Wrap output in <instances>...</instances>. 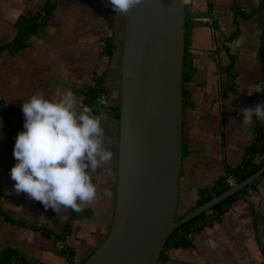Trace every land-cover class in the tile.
Masks as SVG:
<instances>
[{
	"label": "crops",
	"instance_id": "0c3cea01",
	"mask_svg": "<svg viewBox=\"0 0 264 264\" xmlns=\"http://www.w3.org/2000/svg\"><path fill=\"white\" fill-rule=\"evenodd\" d=\"M54 1L48 23L12 52H0V97L15 105L25 121L24 101L33 94L56 96L71 90L82 106L85 90L97 77L116 103L120 96L125 13L107 18L109 0H0V45L12 41L19 21ZM194 24L189 29L192 72L184 81L182 162L177 215L194 208L203 189L216 191L228 165L240 164L256 136L257 120L242 123L241 109L262 103L264 85L259 56L264 28L262 0H187ZM213 14L210 21L198 17ZM113 35L117 45L102 52ZM104 115V146L112 159L91 172L94 201L69 220L26 193L17 194L11 168L17 163L15 141L0 114V253L12 248L38 264L82 263L107 237L113 221L118 181L120 120ZM100 114V115H101ZM257 154L254 162L262 160ZM216 195V194H215ZM70 221V223H69ZM69 225V226H68ZM66 230L72 256L56 249L52 235ZM185 245H168L156 264H264V175L240 194L219 220L189 236ZM6 264H21L12 258Z\"/></svg>",
	"mask_w": 264,
	"mask_h": 264
},
{
	"label": "water",
	"instance_id": "95a60500",
	"mask_svg": "<svg viewBox=\"0 0 264 264\" xmlns=\"http://www.w3.org/2000/svg\"><path fill=\"white\" fill-rule=\"evenodd\" d=\"M186 1L141 0L124 17L116 205L110 231L80 264H156L181 224L252 183L176 217L182 162Z\"/></svg>",
	"mask_w": 264,
	"mask_h": 264
},
{
	"label": "clouds",
	"instance_id": "9594fccd",
	"mask_svg": "<svg viewBox=\"0 0 264 264\" xmlns=\"http://www.w3.org/2000/svg\"><path fill=\"white\" fill-rule=\"evenodd\" d=\"M113 12L128 13L141 0H109ZM264 91L256 85L255 90ZM24 130L16 137L17 163L11 179L17 194L26 193L59 214L62 209L82 212L95 200L97 189L91 172L109 162L113 153L104 146L103 114L77 105L71 90L46 97L33 94L22 105ZM242 123L264 122V103L242 108Z\"/></svg>",
	"mask_w": 264,
	"mask_h": 264
},
{
	"label": "trees",
	"instance_id": "16d2710c",
	"mask_svg": "<svg viewBox=\"0 0 264 264\" xmlns=\"http://www.w3.org/2000/svg\"><path fill=\"white\" fill-rule=\"evenodd\" d=\"M264 2V0H262ZM55 2L48 1L39 11H37L34 15L23 17L19 21V32L15 36V38L8 42L5 45H0V52L6 48L10 49L12 52L19 50L27 44V39L33 33L37 32L41 27H44L50 18L51 12L54 8ZM187 5V1H186ZM117 12H113L112 6L110 5L107 13V18L111 26L114 25V16ZM190 12L186 9V51L184 58V71H183V83L191 76L192 66L190 63V51H189V29L194 24V21L191 20ZM117 45L114 41V36L111 35L107 37L103 42L102 52L105 54H111ZM259 56L261 60V69L263 71L264 77V28L261 34V43L259 47ZM264 86V85H263ZM102 91L107 90L102 85L100 78L97 77L95 79V83L93 85H89L85 90V99L82 106H89L93 110V114L100 115L101 113H109L114 115L117 118H120V96L116 103H113L110 100V104L106 106H102L98 103L97 97L100 95ZM185 95V89H184ZM262 103H264V91H263V99ZM0 114L3 117L4 126L7 131L10 133L13 140L16 142V137L20 131L24 130V119L22 118L19 109L10 103H7L3 98L0 97ZM262 154L263 158L260 162H254V157L257 154ZM264 163V122L257 120L256 124V136L254 141L248 146L246 156L243 161L237 165H228L226 167L225 172L219 177L217 181V186H220L216 191H208L203 189L201 191V198L198 200L197 205L202 202L210 199L215 194L222 192L227 189L230 185L227 183V178L229 175H233L237 181L243 180L249 174L258 169L261 164ZM264 175V172L261 174ZM257 178L250 184L246 185L244 188L238 190L232 195L228 196L224 200L215 204L208 211H204L199 215L193 217L189 221L178 226L170 235L166 242V246L168 245H185L189 243L190 234L198 229L203 228L204 226L211 224L215 220H219L223 213H225L230 207L235 203L238 196L242 194L248 187L255 184ZM50 209V208H48ZM76 212L72 210L69 220L76 216ZM182 215H176V217H180ZM70 223V221H69ZM69 226V225H68ZM42 231L47 235H52L55 239V242L62 241L64 245L61 248L56 249L62 253L72 256V251L68 247L65 239H66V230L62 232L52 231L50 229L42 228ZM164 247V248H165ZM163 248V250H164ZM162 250V252H163ZM162 254V253H161ZM12 258H17L21 264H38L35 261L27 258L23 254L19 253L17 250L12 248H7L0 253V264H6Z\"/></svg>",
	"mask_w": 264,
	"mask_h": 264
},
{
	"label": "built area",
	"instance_id": "2783aa9c",
	"mask_svg": "<svg viewBox=\"0 0 264 264\" xmlns=\"http://www.w3.org/2000/svg\"><path fill=\"white\" fill-rule=\"evenodd\" d=\"M199 20H204V21H210L213 24V28H215V17L213 14H210L208 16H202V17H198ZM97 101L100 105L102 106H106L110 104V97L108 92L106 91H102L100 93V95L97 97ZM237 182V180L235 179V177L233 175H229L227 178V183L231 186L234 185ZM233 205L230 207L232 208ZM191 235V234H190ZM56 247L57 248H61L64 243L62 241H57L56 242ZM67 264H74L72 260H70L69 262H67Z\"/></svg>",
	"mask_w": 264,
	"mask_h": 264
}]
</instances>
